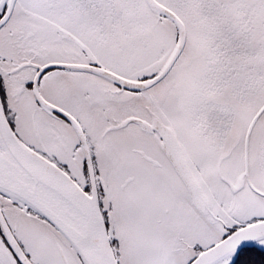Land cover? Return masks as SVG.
Here are the masks:
<instances>
[{
	"label": "snow or ice",
	"instance_id": "snow-or-ice-1",
	"mask_svg": "<svg viewBox=\"0 0 264 264\" xmlns=\"http://www.w3.org/2000/svg\"><path fill=\"white\" fill-rule=\"evenodd\" d=\"M0 264H264V0H0Z\"/></svg>",
	"mask_w": 264,
	"mask_h": 264
}]
</instances>
